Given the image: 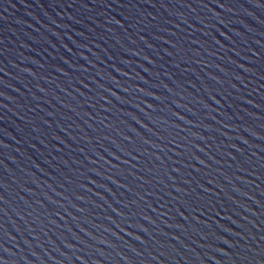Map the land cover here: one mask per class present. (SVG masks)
Wrapping results in <instances>:
<instances>
[{
    "label": "water",
    "instance_id": "obj_1",
    "mask_svg": "<svg viewBox=\"0 0 264 264\" xmlns=\"http://www.w3.org/2000/svg\"><path fill=\"white\" fill-rule=\"evenodd\" d=\"M0 264H264V0H0Z\"/></svg>",
    "mask_w": 264,
    "mask_h": 264
}]
</instances>
